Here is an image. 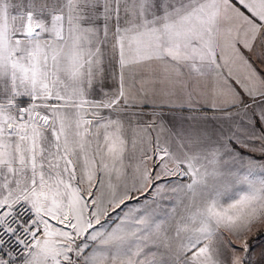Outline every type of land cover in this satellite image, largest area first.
<instances>
[{
	"label": "snow or ice",
	"instance_id": "1",
	"mask_svg": "<svg viewBox=\"0 0 264 264\" xmlns=\"http://www.w3.org/2000/svg\"><path fill=\"white\" fill-rule=\"evenodd\" d=\"M264 226V0H0V264H250Z\"/></svg>",
	"mask_w": 264,
	"mask_h": 264
},
{
	"label": "rangeland",
	"instance_id": "2",
	"mask_svg": "<svg viewBox=\"0 0 264 264\" xmlns=\"http://www.w3.org/2000/svg\"><path fill=\"white\" fill-rule=\"evenodd\" d=\"M250 235H254L252 239H248L250 264H264V226L254 228L248 237Z\"/></svg>",
	"mask_w": 264,
	"mask_h": 264
},
{
	"label": "trees",
	"instance_id": "3",
	"mask_svg": "<svg viewBox=\"0 0 264 264\" xmlns=\"http://www.w3.org/2000/svg\"><path fill=\"white\" fill-rule=\"evenodd\" d=\"M254 235H250L247 239H252L254 237Z\"/></svg>",
	"mask_w": 264,
	"mask_h": 264
}]
</instances>
